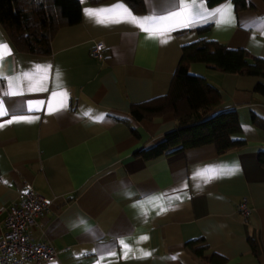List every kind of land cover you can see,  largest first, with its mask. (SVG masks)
I'll list each match as a JSON object with an SVG mask.
<instances>
[{
	"label": "crops",
	"instance_id": "crops-1",
	"mask_svg": "<svg viewBox=\"0 0 264 264\" xmlns=\"http://www.w3.org/2000/svg\"><path fill=\"white\" fill-rule=\"evenodd\" d=\"M80 1L82 22L61 28L47 56L19 52L0 23V42L12 50L5 55L3 72L20 93L3 95L8 81L0 79V100L12 114L32 118L0 127V239L4 209L29 183L51 201L49 214L33 230L36 240L59 252L58 261L50 264H98L109 250L115 255L102 264H204L186 247L200 238L210 248L207 254L217 253L229 264H264V167L259 161L264 129L251 121L252 114L264 121V97L254 92L264 79L191 65L193 74L219 90L220 110L238 112L242 132L233 138L247 144L224 155L206 145L145 160L137 153L159 143L177 120L172 113L142 121L131 115L133 105L169 92L185 45L208 39L264 59V0H245L248 7L240 11L231 0L235 22L230 24L204 18L163 33L117 22L128 19L122 9L103 17L86 10L120 3L137 17L160 16L176 0H143L142 13L123 0ZM226 2L209 6L205 0V5L213 10ZM101 18L104 22L98 23ZM145 26L153 28L151 22ZM205 26H210L207 32L198 31ZM96 40L107 47L103 62L91 56ZM37 65L51 66L47 79L44 72L22 76ZM210 167L237 171L210 182L196 176ZM243 199L249 202L247 216L238 209ZM143 236L148 239L141 241ZM120 241L132 249L128 259L122 258Z\"/></svg>",
	"mask_w": 264,
	"mask_h": 264
},
{
	"label": "trees",
	"instance_id": "trees-1",
	"mask_svg": "<svg viewBox=\"0 0 264 264\" xmlns=\"http://www.w3.org/2000/svg\"><path fill=\"white\" fill-rule=\"evenodd\" d=\"M106 1L89 0L92 5ZM123 1L136 13L145 11L143 0ZM225 1L207 0L209 6ZM233 1L237 11L248 7L245 0ZM82 19L83 5L80 0H0V23L22 53L50 55L56 33L63 27L79 25ZM209 27L198 31L207 32ZM195 63H202L209 69L225 74L264 79V59L253 56L245 49H231L208 39L185 45L169 92L131 107V115L138 121L153 120L168 113H172L177 120L176 128L166 133L159 143L137 153L145 160L206 145H215L219 155L246 146L245 140L233 138L242 132L237 110H220L222 97L219 90L203 76L191 72V65ZM254 92L264 97V84L258 82ZM251 121L264 129V121L257 115L252 114ZM259 161L264 167V150L259 151ZM186 247L204 264H229L225 257L217 253L207 254L210 248L203 238L190 241Z\"/></svg>",
	"mask_w": 264,
	"mask_h": 264
},
{
	"label": "snow or ice",
	"instance_id": "snow-or-ice-1",
	"mask_svg": "<svg viewBox=\"0 0 264 264\" xmlns=\"http://www.w3.org/2000/svg\"><path fill=\"white\" fill-rule=\"evenodd\" d=\"M116 9H122V15L128 17V19H121L117 22L122 23H132L137 27H140L141 30L145 32H161L164 31H173L176 30V26L180 27H190L198 22L199 19H212L217 18V23H233L235 22V16L231 14V0H227L225 5L220 6L217 9L208 10L205 5V0H193L191 6L186 3V0H176L175 6L169 8V10L164 15L160 16H149V17H137L131 13L130 10L125 8L122 4L117 3L116 5L108 6L107 8L103 9H88L86 10L87 14L89 16H97V17H103L105 14L112 12ZM227 15V19H225V16ZM98 23H103L104 20L98 19ZM151 22L153 24V28L149 29L146 27V23ZM171 38L170 36L168 37ZM162 43H167L168 40L164 39L161 41ZM5 55L11 56L12 50L11 48L3 42H0V79H4L8 81V86L3 89V95L5 96H16L20 93L14 91L11 89L12 79L4 74L3 68H4V61H5ZM51 71V66H47L46 68L43 66L37 65L31 72H25L22 74L24 78L31 79L34 74H38L40 72H44L45 76L44 79H47V73ZM15 79H20L19 76L14 77ZM56 78H59V72L56 73ZM57 94L53 93V98H55ZM59 95L66 96V92L59 93ZM42 103V102H41ZM29 110H36L29 107ZM49 112H51V107H49ZM86 115H90L86 113ZM5 116H8L9 119L7 121H4V123H0V127H3L5 123L11 124L14 121H24L27 120L31 122L32 118L22 116V115H14L11 113L10 109L5 105L3 100H0V120H3ZM38 118V117H37ZM104 117L100 116L98 119L102 120ZM237 169H228L224 170L223 168L217 169V168H206L204 170L198 171L196 173L197 177H203L205 178V182H210L212 179L218 178L221 175H231L233 174ZM199 186V185H197ZM186 187V186H185ZM171 198V197H170ZM176 199H181L180 196H176ZM167 208H161V212H166ZM148 239L147 236H143L140 238L141 241H146ZM123 249H125L123 253V259H128V253L132 251V249L124 244L123 241L119 242ZM115 255V253L111 250H109L106 253H101V259L98 261V264H102V261L105 257L111 258ZM150 253L143 252V256L147 257Z\"/></svg>",
	"mask_w": 264,
	"mask_h": 264
},
{
	"label": "built area",
	"instance_id": "built-area-1",
	"mask_svg": "<svg viewBox=\"0 0 264 264\" xmlns=\"http://www.w3.org/2000/svg\"><path fill=\"white\" fill-rule=\"evenodd\" d=\"M103 40L93 43L91 56L103 62L106 59ZM51 201L35 188L25 183L16 203L4 209L6 214L0 239V264H50L59 259V252L49 242L36 240L33 230L50 212ZM243 215L250 212L248 199L238 207Z\"/></svg>",
	"mask_w": 264,
	"mask_h": 264
},
{
	"label": "clouds",
	"instance_id": "clouds-1",
	"mask_svg": "<svg viewBox=\"0 0 264 264\" xmlns=\"http://www.w3.org/2000/svg\"><path fill=\"white\" fill-rule=\"evenodd\" d=\"M81 223H83V221H81Z\"/></svg>",
	"mask_w": 264,
	"mask_h": 264
}]
</instances>
